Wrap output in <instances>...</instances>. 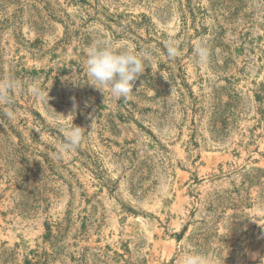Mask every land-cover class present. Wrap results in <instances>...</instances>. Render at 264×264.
Returning <instances> with one entry per match:
<instances>
[{
	"label": "rangeland",
	"instance_id": "374dc122",
	"mask_svg": "<svg viewBox=\"0 0 264 264\" xmlns=\"http://www.w3.org/2000/svg\"><path fill=\"white\" fill-rule=\"evenodd\" d=\"M100 41L148 53L130 98L90 84ZM9 77L0 264H264V0H0Z\"/></svg>",
	"mask_w": 264,
	"mask_h": 264
},
{
	"label": "clouds",
	"instance_id": "9594fccd",
	"mask_svg": "<svg viewBox=\"0 0 264 264\" xmlns=\"http://www.w3.org/2000/svg\"><path fill=\"white\" fill-rule=\"evenodd\" d=\"M167 56L175 59L180 55L178 45L170 41L166 45ZM210 56L206 45L200 44L196 47V57L200 63H207ZM86 72L90 77V84L100 92L107 91L113 101L121 98L128 99L133 93V86L137 79L144 74L148 53L135 52L132 50H120L112 44L100 41L86 50ZM71 77L73 83H78ZM21 85L15 79L9 77L0 82V101L12 102V92ZM84 128L76 126L67 128L65 132V142L61 145L57 158H62V154L79 148L84 137ZM181 264H216V259L212 255L201 254L192 251H184L181 256Z\"/></svg>",
	"mask_w": 264,
	"mask_h": 264
}]
</instances>
